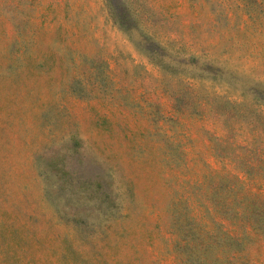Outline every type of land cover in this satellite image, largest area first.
Returning a JSON list of instances; mask_svg holds the SVG:
<instances>
[{"label": "rangeland", "instance_id": "374dc122", "mask_svg": "<svg viewBox=\"0 0 264 264\" xmlns=\"http://www.w3.org/2000/svg\"><path fill=\"white\" fill-rule=\"evenodd\" d=\"M0 264H264V0H0Z\"/></svg>", "mask_w": 264, "mask_h": 264}]
</instances>
